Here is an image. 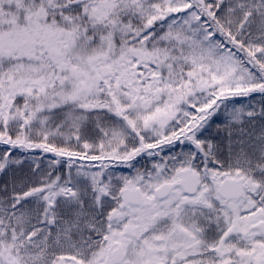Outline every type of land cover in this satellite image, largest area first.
I'll use <instances>...</instances> for the list:
<instances>
[{"label":"snow or ice","instance_id":"6c2138e0","mask_svg":"<svg viewBox=\"0 0 264 264\" xmlns=\"http://www.w3.org/2000/svg\"><path fill=\"white\" fill-rule=\"evenodd\" d=\"M0 264H264V0H0Z\"/></svg>","mask_w":264,"mask_h":264}]
</instances>
